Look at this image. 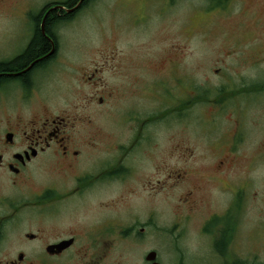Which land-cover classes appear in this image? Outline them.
Listing matches in <instances>:
<instances>
[{
	"label": "rangeland",
	"instance_id": "1",
	"mask_svg": "<svg viewBox=\"0 0 264 264\" xmlns=\"http://www.w3.org/2000/svg\"><path fill=\"white\" fill-rule=\"evenodd\" d=\"M57 1L64 0H0V53L12 46L27 45L33 34L32 17L40 14L44 5ZM218 1L221 3V0H92L71 18L55 25L60 54L51 67L62 71L60 64H63L64 72L49 69L45 78L49 90L33 95L31 112L21 110L15 100L11 105L15 118L20 114H39L46 103L45 116L52 119L88 114L89 109L84 107L90 93L106 97L102 105L97 101L94 137L98 146L92 153L116 157L121 154L118 145L130 142L133 136L141 138L127 156L129 178L121 184L114 183L109 199L113 197L110 202H118L111 206L113 211L136 205L138 195L146 214L150 205L160 211V224L167 231L158 244L163 264L177 261L170 242L176 236L171 230L179 222L187 231L185 262L208 264L212 259V264H218L217 257H210L201 232L208 207L187 216L189 211L180 198L185 197V191L193 183L185 180L175 184L185 170L193 181L195 177L199 181L204 179V160L212 152L211 137L214 141L228 140L241 116L245 117L248 131L254 132L247 140L254 155H242L236 160L239 167L235 170H250L253 180L244 200L240 230L235 233L237 258L249 264H264V223L255 225L264 222V93L251 94L258 95L254 100L246 94L251 92L250 82L264 80V54L261 56L264 0H226L224 4ZM251 48L257 61H249L247 52L251 53ZM94 61L102 65L103 71L87 86L80 71L85 67L91 73ZM134 77L141 81L138 92L131 85ZM61 79L64 85L59 84ZM237 85L242 87L239 92H243L231 98ZM196 96L203 99L199 101ZM187 100H192L188 104L192 108L185 109L187 114L174 110ZM3 104L0 99V119L8 112ZM153 114L161 116L154 120L157 123L144 126L136 134L138 117ZM228 152V145L220 150L223 155ZM251 159L253 167H249ZM143 180L141 192L139 188L127 195L126 184L135 188ZM202 186L203 192H207L204 181ZM151 195H159V200ZM230 199L227 192L217 193L215 201L226 205ZM260 228L263 233L254 236ZM8 229L1 242L0 264L13 257L12 232ZM152 243L149 236L146 245L155 246ZM116 244L115 262L120 261L124 249L122 242ZM235 255L231 253L225 260L230 262Z\"/></svg>",
	"mask_w": 264,
	"mask_h": 264
},
{
	"label": "flooded vegetation",
	"instance_id": "2",
	"mask_svg": "<svg viewBox=\"0 0 264 264\" xmlns=\"http://www.w3.org/2000/svg\"><path fill=\"white\" fill-rule=\"evenodd\" d=\"M81 1L71 7L59 2L49 7L44 5L39 14L41 30L43 18L51 8L61 5L63 8L50 12L56 10L59 13H77L83 8ZM56 44L52 43L49 51L31 60L22 69L0 70V99L8 108L7 116L0 119V247L8 228L12 232L13 244V257L4 264H163L158 244L161 237L167 235V231H163L160 224V211L154 208L155 205H150V212L146 214L143 210L144 203L140 205L139 195L136 205H128L117 211H113L112 207L118 202H110L113 197L109 199L113 194L114 183L121 184L129 178L131 171L126 163L127 156L141 138L133 136L130 142L118 145L121 154L116 157H102L92 153L98 146L97 138L94 137L97 130L94 121L97 101L102 105L106 97L90 93L84 107L89 109L88 114L50 119L45 116L48 109L46 103H43L44 109L39 114L13 116V100L21 110L31 112L33 95H41L49 90L46 89L45 78L50 68L54 69V73L64 72L63 64H60L62 71L57 70L56 66L51 67L60 54L59 45ZM28 46H12L8 51L0 53V64L15 61L25 53ZM252 50L254 49L251 48V53L247 52L250 55L249 61L254 59ZM263 54L264 51L261 56ZM93 64L91 73L85 67L80 71V76L86 78L84 82L87 86L103 71L102 65L98 66L97 61ZM73 70L74 68L70 69L71 72ZM218 71L219 69L216 70ZM25 73L27 76H23ZM60 81L59 84H65L64 80ZM131 83L138 92L141 81L134 77ZM250 86L251 92L246 94L264 93V80L250 82ZM238 88L242 87L237 85L231 98L243 92H239ZM147 89L151 91L152 87L147 86ZM252 95V100L258 96ZM189 103L192 104V100L180 102L174 110L180 109L182 114H187L184 113L185 109L192 108ZM153 117L139 116L136 134L144 126H153L157 123L154 120L161 116L153 114ZM128 118L130 117L126 119ZM247 127L245 117L241 116L235 122L236 131L228 140L214 141L211 137L212 152L204 160V179L199 181V177H195L196 181H193L185 170V176L179 175L180 181L175 184L179 185L185 180L193 183L185 191V197L180 198L181 204L189 211L187 216L199 214L201 208L208 207L201 232L205 236L210 257H217L218 264H249L237 258L235 237L241 227L244 200L253 182L250 170H235L239 167L236 160L242 155H254L247 145L249 135L253 136L254 132L248 131ZM225 145L230 146V152L223 155L220 150ZM262 146L264 149V139ZM85 151L88 153L85 154ZM214 151L217 153H213ZM249 167H253L252 159ZM40 173L44 174L41 176ZM202 181L207 187L205 193ZM144 184V180L135 188L126 184L125 191L129 195L140 188L141 192ZM225 192L230 194V201L226 205L216 203V194ZM151 196L159 200V195ZM1 209L5 211L2 212ZM260 223L264 222H257L255 225L259 227ZM262 230L260 228L259 233L256 230L254 236L262 234ZM171 232L176 233L170 242L171 250L177 258L175 264H187L184 260L188 250V245L184 243L187 231L179 222V226L176 223ZM149 236L155 246L146 245ZM117 242H122L124 249L120 261L115 262L113 254ZM237 243L239 244V240ZM228 251L236 254L230 262L225 260L231 254ZM201 261L203 255L199 259L200 263ZM211 261L209 259L208 264H212Z\"/></svg>",
	"mask_w": 264,
	"mask_h": 264
},
{
	"label": "trees",
	"instance_id": "3",
	"mask_svg": "<svg viewBox=\"0 0 264 264\" xmlns=\"http://www.w3.org/2000/svg\"><path fill=\"white\" fill-rule=\"evenodd\" d=\"M79 0H64L59 3H62L63 5L67 7H71L72 5L76 4ZM92 0H82V7L84 8L88 3H90ZM218 4H224L226 3V0H221L217 2ZM53 3L46 4V7H49ZM75 13H69L66 14L64 11H61L60 13L56 10L53 12H49L46 15L45 22H44V32L40 28L41 24V15H39V12L34 15L32 18L34 20V28H33V34L31 39L29 40L28 48L25 51V53L21 56H19L15 61L9 63V64H0V70L3 71H11L10 69H22L23 67H26V64L30 62L31 60L38 58L39 56H42L45 52L49 51L51 48L52 43L56 44V37L54 33L55 25L59 22H63L68 20L72 17ZM45 17V16H44ZM44 19V18H43ZM23 76H27V73H25ZM198 92H201V90H197ZM197 99L202 100L203 98L201 96H196Z\"/></svg>",
	"mask_w": 264,
	"mask_h": 264
},
{
	"label": "water",
	"instance_id": "4",
	"mask_svg": "<svg viewBox=\"0 0 264 264\" xmlns=\"http://www.w3.org/2000/svg\"><path fill=\"white\" fill-rule=\"evenodd\" d=\"M57 8L61 9V8H63V6H61V5L54 6L53 8H51V9L46 13V15H47L51 10H53V9H57ZM46 15H45V17H44V19H43V22H42L43 32H44V22H45Z\"/></svg>",
	"mask_w": 264,
	"mask_h": 264
}]
</instances>
